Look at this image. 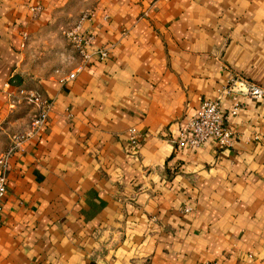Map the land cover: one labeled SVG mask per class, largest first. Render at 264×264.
Returning <instances> with one entry per match:
<instances>
[{
  "label": "crops",
  "instance_id": "obj_1",
  "mask_svg": "<svg viewBox=\"0 0 264 264\" xmlns=\"http://www.w3.org/2000/svg\"><path fill=\"white\" fill-rule=\"evenodd\" d=\"M55 27L87 57L38 74ZM217 96L230 145L178 146ZM6 152L0 264H264V0H0Z\"/></svg>",
  "mask_w": 264,
  "mask_h": 264
},
{
  "label": "built area",
  "instance_id": "obj_2",
  "mask_svg": "<svg viewBox=\"0 0 264 264\" xmlns=\"http://www.w3.org/2000/svg\"><path fill=\"white\" fill-rule=\"evenodd\" d=\"M66 37L75 47L77 53L83 58L87 57L84 53L85 47L90 45V39L86 36H81L78 28L72 29L66 33ZM98 58L106 56V49H99L94 52ZM72 77V75H69ZM228 90V89H225ZM232 91V87L229 88ZM28 101L36 102V98L27 96ZM220 96L215 100L203 99L200 101L195 113L187 118L184 130L177 141V145L181 148H197L206 141L214 142L220 148H226L230 145L231 132L225 125V119L228 115H235L238 110V104L235 103L227 113H223L220 108ZM48 105L40 104L36 116L31 121V132H36L43 124ZM28 134H17L13 137L14 147H19L21 141L26 138ZM128 142L134 145L136 136L133 129L129 130ZM9 152L0 155V203L5 194V177L7 170V162L9 159ZM187 211V209H184Z\"/></svg>",
  "mask_w": 264,
  "mask_h": 264
},
{
  "label": "rangeland",
  "instance_id": "obj_3",
  "mask_svg": "<svg viewBox=\"0 0 264 264\" xmlns=\"http://www.w3.org/2000/svg\"><path fill=\"white\" fill-rule=\"evenodd\" d=\"M74 19L71 18V22ZM47 32L40 35L38 46L32 50L31 64L36 65V72L45 74L49 70V74H62L73 71L78 65L77 51L71 48L66 34L59 27H55L53 36H47Z\"/></svg>",
  "mask_w": 264,
  "mask_h": 264
}]
</instances>
